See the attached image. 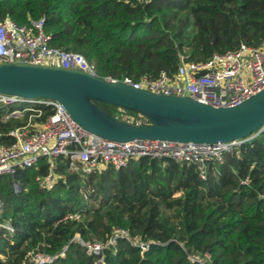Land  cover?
<instances>
[{"label": "trees", "instance_id": "trees-1", "mask_svg": "<svg viewBox=\"0 0 264 264\" xmlns=\"http://www.w3.org/2000/svg\"><path fill=\"white\" fill-rule=\"evenodd\" d=\"M6 18L44 19L50 46L82 55L99 77L155 78L181 61L264 44V0H0ZM98 106L112 116L113 106ZM6 110L2 145L27 121H3ZM54 162L50 188L39 186L51 172L45 158L0 176V225L13 230L0 227V264L27 263L28 253L52 257L48 264H264V131L208 163L204 180L193 164L169 158L86 176L63 157ZM116 229L131 240L118 238L99 256L73 241L105 244Z\"/></svg>", "mask_w": 264, "mask_h": 264}, {"label": "built area", "instance_id": "built-area-1", "mask_svg": "<svg viewBox=\"0 0 264 264\" xmlns=\"http://www.w3.org/2000/svg\"><path fill=\"white\" fill-rule=\"evenodd\" d=\"M50 40L44 19H30L26 24H19L6 18L0 21V64L80 70L135 90L163 96H186L213 108L238 106L264 89V44L249 47L242 43L236 50L214 53L204 62L181 61L172 74L161 71L155 78L143 75L134 80L130 77H99L94 64L78 53L50 46ZM0 107L7 109L3 121L27 117L24 126L9 133L14 141L8 145L0 144V176H13L18 169L34 167L45 158L49 161L51 172L39 180L41 188H50L54 182V160L59 157L69 161L71 170L85 176L106 166L118 170L127 167L130 161L143 157L169 158L177 163L193 164L199 177L204 180L208 163H223L225 155L233 154L245 142L197 144L148 139L116 142L80 127L64 106L55 101L24 99L0 93ZM45 109L51 113L43 117ZM42 117V120L36 121ZM147 121L143 114L139 118L124 120L135 126L147 125ZM247 183L248 179L243 181V184ZM3 209L4 203L0 197V214ZM66 218L77 216L68 215ZM0 227L13 232L9 225ZM118 238L131 240L125 230L116 229L105 244L84 243L79 237L77 242L86 248L89 255L99 256L105 247L115 245ZM140 249L143 253L148 249V244H141ZM27 258V263L23 264H48L53 260L52 257L33 253H28Z\"/></svg>", "mask_w": 264, "mask_h": 264}, {"label": "water", "instance_id": "water-1", "mask_svg": "<svg viewBox=\"0 0 264 264\" xmlns=\"http://www.w3.org/2000/svg\"><path fill=\"white\" fill-rule=\"evenodd\" d=\"M0 93L58 102L80 127L116 142L148 139L228 143L248 141L264 131V89L238 106L213 108L186 96L135 90L80 70L0 64ZM98 104L143 114L149 124H127L100 109ZM77 238L73 241H78Z\"/></svg>", "mask_w": 264, "mask_h": 264}, {"label": "rangeland", "instance_id": "rangeland-1", "mask_svg": "<svg viewBox=\"0 0 264 264\" xmlns=\"http://www.w3.org/2000/svg\"><path fill=\"white\" fill-rule=\"evenodd\" d=\"M110 111L112 113V117L122 120H125L127 118H134V117L139 118L141 115L140 113H137L136 115H130L125 111V109L119 107H113L110 109Z\"/></svg>", "mask_w": 264, "mask_h": 264}]
</instances>
